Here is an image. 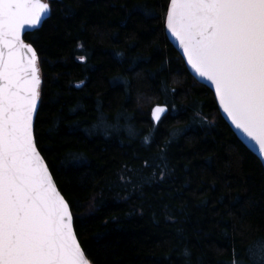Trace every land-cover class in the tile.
<instances>
[{
	"label": "trees",
	"instance_id": "trees-1",
	"mask_svg": "<svg viewBox=\"0 0 264 264\" xmlns=\"http://www.w3.org/2000/svg\"><path fill=\"white\" fill-rule=\"evenodd\" d=\"M45 1L34 137L91 264H264V168L169 43L170 0Z\"/></svg>",
	"mask_w": 264,
	"mask_h": 264
},
{
	"label": "snow or ice",
	"instance_id": "snow-or-ice-1",
	"mask_svg": "<svg viewBox=\"0 0 264 264\" xmlns=\"http://www.w3.org/2000/svg\"><path fill=\"white\" fill-rule=\"evenodd\" d=\"M49 12L42 0H0V264H91L34 137L41 79L21 34ZM166 27L264 159V0H170Z\"/></svg>",
	"mask_w": 264,
	"mask_h": 264
},
{
	"label": "water",
	"instance_id": "water-1",
	"mask_svg": "<svg viewBox=\"0 0 264 264\" xmlns=\"http://www.w3.org/2000/svg\"><path fill=\"white\" fill-rule=\"evenodd\" d=\"M42 2H44V3H47L45 0H42ZM169 3H170V1H169ZM168 6H169V4H168ZM166 14H167V12H166ZM48 16H49V13H46L43 17H42V19H41V23H40V25L39 26H37V28H35V29H32V28H28L27 26L25 27V29H24V31L22 32V34H21V38H22V40L24 41V43H26V44H29V43H27L25 40H24V37H25V35L26 34H28V33H30V32H32V31H34V30H36V29H39L40 27H41V25H42V23L48 18ZM164 30H165V34H166V37H167V39H168V41H169V43L173 46V48L176 50V52L179 54V56L181 57V59L183 60V62H184V64H185V67H186V69H187V71H188V73L199 83V84H202V85H204L206 88H208L211 92H212V94H213V96H214V99H215V103H216V105H217V108H218V110H219V113H220V115H221V117L223 118V120L227 123V125L230 127V129H231V131L235 134V136L237 137V139L245 146V147H247V149H249L257 158H258V160L261 162V164H262V166H263V168H264V159H262L261 157H260V155H259V152H258V147L257 146H255V144H254V142H252V141H250L240 130H238V129H236L235 128V126L231 123V121H230V119L227 117V115L223 112V110L220 108V106H219V102H218V100L216 99V96H215V89H214V87L210 84V82L209 81H206V80H204V79H202V78H199V77H197L196 75H195V73L191 70V68H190V66L187 64V60H186V58H184V56H183V51H182V49H180V47H179V44H178V42L175 40V38L174 37H172L171 36V34L170 33H168V31H167V27H166V17H165V22H164ZM157 106H162V107H164L165 109H166V111L164 112V113H162L161 114V119L167 114V112H168V109H167V107L165 106V105H155V106H153L152 108H151V111H150V118H151V121L153 122V124H155V125H157L159 122H156V121H153V119H152V115H151V113H152V110L155 108V107H157ZM37 113V112H36ZM35 119H36V114L34 115V124H35ZM38 149V148H37ZM39 151V150H38ZM41 154V153H40ZM42 156V155H41ZM43 158V157H42ZM45 161V160H44ZM46 163V162H45ZM50 171V170H49ZM51 173V172H50ZM54 179V178H53ZM54 183H55V181H54ZM56 184V183H55ZM57 186V185H56ZM57 189H58V187H57ZM58 191H59V189H58ZM75 232V231H74ZM79 242V241H78Z\"/></svg>",
	"mask_w": 264,
	"mask_h": 264
}]
</instances>
